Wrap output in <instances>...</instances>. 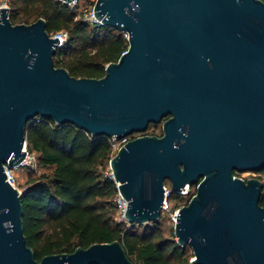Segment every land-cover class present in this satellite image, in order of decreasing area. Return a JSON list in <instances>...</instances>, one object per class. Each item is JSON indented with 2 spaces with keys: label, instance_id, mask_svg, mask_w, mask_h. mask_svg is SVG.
<instances>
[{
  "label": "water",
  "instance_id": "95a60500",
  "mask_svg": "<svg viewBox=\"0 0 264 264\" xmlns=\"http://www.w3.org/2000/svg\"><path fill=\"white\" fill-rule=\"evenodd\" d=\"M71 2L72 0H63ZM94 15L125 33L126 53L101 78L55 67L58 39L43 18L13 25L0 8V264H140L119 241L40 261L23 233L22 194L6 181L25 157V127L40 116L127 141L109 160L125 220L160 218L172 193L198 184L174 224L192 264H264V2L97 0Z\"/></svg>",
  "mask_w": 264,
  "mask_h": 264
},
{
  "label": "trees",
  "instance_id": "16d2710c",
  "mask_svg": "<svg viewBox=\"0 0 264 264\" xmlns=\"http://www.w3.org/2000/svg\"><path fill=\"white\" fill-rule=\"evenodd\" d=\"M8 7L13 25L43 18L49 35L67 32L54 64L73 77H103L106 65L116 62L128 48L125 33L108 26L91 27L77 18V7L61 0H8ZM150 125L142 134L158 135L148 132ZM24 137L36 162L50 170L29 179L22 194L23 233L36 260L49 254H70L94 243L119 241L136 263L192 264V255L178 245L174 235L163 236L159 219L126 226L127 222L112 217L118 191L106 175L111 137L93 136L73 124H57L40 116L27 122ZM170 199L183 201L177 194ZM259 204L264 207L263 194Z\"/></svg>",
  "mask_w": 264,
  "mask_h": 264
},
{
  "label": "built area",
  "instance_id": "2783aa9c",
  "mask_svg": "<svg viewBox=\"0 0 264 264\" xmlns=\"http://www.w3.org/2000/svg\"><path fill=\"white\" fill-rule=\"evenodd\" d=\"M61 1H63V0H61ZM87 1H88V6L87 7H83V8L79 7V0H72L71 2H65V3L70 5L72 8L73 7H77V18H80L82 21L86 22L91 27L103 26L102 21L99 20L94 15V5H95L97 0H87ZM3 7H8V0H3L0 3V8H3ZM49 36L53 37V38L57 37V39L59 41L58 44H57L58 45L57 51L60 48L63 47L64 43L66 42V40L68 38V34H67L66 31H60L58 33L50 34ZM126 51H127V49L125 51H123L120 54V56L123 55L124 53H126ZM141 135H143V134L142 133H134L132 135L124 136L120 140H115L114 138H112V141H111L112 154L113 153L115 154L120 149V147L123 146L127 141L131 140L134 137H138V136H141ZM23 150L25 151V157L18 165L14 166L12 168L8 167L6 164L4 165V172H5V175H6V181L12 187H14L16 189H18V186H17L16 175H15V169L22 168V167H27L29 169L30 168H34L35 167L34 165L36 163V156H35L34 153H30L27 150L26 142L24 143ZM106 175L109 178L113 179V175H112L111 170L108 173H106ZM234 177H238L240 179H243L242 177L236 176V175ZM197 186H198V184H193V185L185 184L184 187L181 188L178 193H172L171 186L170 185L168 186V185H166L164 183V200H163L162 210L161 211L167 209V207H168L167 200L170 197V195H172V194L179 195L181 200L184 201V205L187 204L190 201V199L196 194ZM114 205H115V208L120 213V216H121L122 220L127 222L125 220V217H124V213H125V210H126L127 203L122 198V196L119 194V192H117V194H116V196L114 198ZM180 207H182V206H180ZM180 207L174 213V220L176 219V215H177L178 210L180 209Z\"/></svg>",
  "mask_w": 264,
  "mask_h": 264
},
{
  "label": "rangeland",
  "instance_id": "374dc122",
  "mask_svg": "<svg viewBox=\"0 0 264 264\" xmlns=\"http://www.w3.org/2000/svg\"><path fill=\"white\" fill-rule=\"evenodd\" d=\"M2 1L3 0H0V3ZM87 6H88L87 0H79V7L80 8L87 7ZM126 38H127V36H126ZM148 132H155L156 134L159 135L160 132H162L161 124L160 123L151 124ZM113 154H112V156H113ZM34 166H35L34 168H30V169L27 167L15 169L17 186H18V189L20 190V192H23L25 190L29 179L38 178L42 174L49 173V171H50L48 168L40 166L37 162L35 163ZM110 170L111 169H110V166L108 163V165L106 167V173H108ZM236 176H240L245 180L250 179V178H257L264 185V172L263 171L262 172L261 171H259V172L245 171V172L237 173ZM165 184L168 186L170 185V183L168 181H166ZM262 194L264 196V186H263ZM113 203H114V200H113ZM167 204H168L167 209L161 211V215H160L158 223H159V227L161 229L163 236L169 238V237H173V235H174V224H175L174 213L180 206L184 205V201L173 200V199H170V197H169L167 200ZM112 217L114 218V220H116L118 222H124V220H122L120 213L118 212V210L116 208H114V211L112 213ZM135 225L138 226V224H135ZM126 226H129V223L126 224ZM174 239L176 240L175 237H174ZM185 248L187 249L188 255H190V256L192 255V257H190V260H192L193 255H194L192 249L190 248L189 245H186Z\"/></svg>",
  "mask_w": 264,
  "mask_h": 264
},
{
  "label": "flooded vegetation",
  "instance_id": "af4514ba",
  "mask_svg": "<svg viewBox=\"0 0 264 264\" xmlns=\"http://www.w3.org/2000/svg\"><path fill=\"white\" fill-rule=\"evenodd\" d=\"M160 124H161V126H162V123H160ZM161 133H162V132H160V134H159V135H161ZM263 171H264V170H263ZM261 172H262V171H261Z\"/></svg>",
  "mask_w": 264,
  "mask_h": 264
}]
</instances>
